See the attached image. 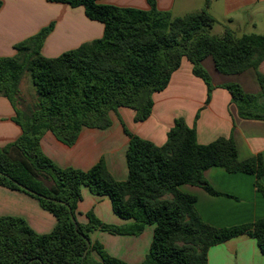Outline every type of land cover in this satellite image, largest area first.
Listing matches in <instances>:
<instances>
[{
    "label": "trees",
    "instance_id": "obj_1",
    "mask_svg": "<svg viewBox=\"0 0 264 264\" xmlns=\"http://www.w3.org/2000/svg\"><path fill=\"white\" fill-rule=\"evenodd\" d=\"M51 1L82 7L89 20L103 24L104 32L97 40L51 58L41 53L50 27L15 45V56L0 57V96L14 106V121L22 130L15 142L0 147V186L37 199L57 220L51 233L41 235L21 218L0 217V264H126L93 243L90 234L138 236L147 225L155 226L154 236L141 264H208L211 247L241 235L255 239L264 255V218L241 226H212L195 209L196 197L179 189L188 184L220 195L205 179L208 169L220 167L230 174L254 175L264 197L262 155L240 160L233 137L202 145L195 128L180 118L165 144L157 146L125 128L130 142L124 182L113 178L103 159L88 171L63 169L40 148L47 131L73 146L82 128L107 129L110 112L121 107L135 111V122L145 121L153 109V95L167 88L183 58L208 85L209 95L211 79L202 66L206 58L211 57L223 75L255 70L259 93H247L236 83L225 87L241 118L264 121V74L259 71L264 34L237 37L230 29L220 37L209 34L217 20L208 12V0L200 12L176 18L159 10L156 0H148V10L101 0ZM24 72L37 94L30 113L17 107ZM83 187L109 197L114 213L128 222L106 224L90 211L87 223H79L76 210Z\"/></svg>",
    "mask_w": 264,
    "mask_h": 264
},
{
    "label": "crops",
    "instance_id": "obj_2",
    "mask_svg": "<svg viewBox=\"0 0 264 264\" xmlns=\"http://www.w3.org/2000/svg\"><path fill=\"white\" fill-rule=\"evenodd\" d=\"M208 12L217 20L221 36L230 29L237 37L245 34H262L264 29V0H208ZM207 0H156L157 8L171 14L187 15L200 12ZM0 57L16 54L15 45L50 28L41 51L44 56L58 57L84 43L102 37L104 26L89 20L82 7L72 8L51 0H0ZM101 4L120 8L148 10V0H101ZM217 36V35H214ZM220 37V36H217ZM209 74L212 90L209 95L205 81L194 75L193 64L183 58L180 67L172 74L165 90L153 95V109L143 122H135V111L118 108L109 114L111 125L107 129L82 128L76 143L68 146L51 131L40 140L43 154L60 168L88 171L101 159L116 181L128 179L126 153L132 134L162 146L177 119L194 127L197 140L207 145L220 137H233L239 159L262 155L264 160V121L241 118L231 93L225 87L239 84L247 93L261 91L255 70L240 75H223L211 57L202 62ZM259 71L264 74V62ZM22 80L19 90L21 95ZM34 92V91H33ZM16 110L12 103L0 96V147L15 142L22 134L14 121ZM205 179L220 194L211 195L200 186L181 185L179 189L196 197L195 209L208 224L234 227L264 218V197L255 187L254 175L230 174L213 167L205 172ZM260 182L264 186V176ZM77 220L87 223L90 211L103 223L121 226L128 221L117 216L107 196L93 195L82 188V200L77 205ZM0 217L23 219L38 234L51 233L56 218L44 210L31 196L0 186ZM154 225H147L138 236L114 235L105 231L90 234L93 243L103 245L112 257L126 264H141L150 252ZM208 264H264V255L255 239L241 235L213 246L208 252Z\"/></svg>",
    "mask_w": 264,
    "mask_h": 264
},
{
    "label": "rangeland",
    "instance_id": "obj_3",
    "mask_svg": "<svg viewBox=\"0 0 264 264\" xmlns=\"http://www.w3.org/2000/svg\"><path fill=\"white\" fill-rule=\"evenodd\" d=\"M172 16H173V18H176V17H182L184 15H182V14H176V15L174 14L173 15L172 14ZM208 33L211 35H217V36H221V34H222V33H220L219 28H217V26L214 29L213 28L209 29ZM260 33L264 34V29H262L260 31ZM41 53H42V51H41ZM11 57H13V56H11ZM47 57H49V56H47ZM21 80H22L21 95H18L17 107L22 112L30 113V111L33 110L34 104H35L36 99H37L36 88L33 85V82L31 80L28 72H24ZM19 94H20V90H19ZM33 199H35V198H33ZM35 200L39 203V201L37 199H35Z\"/></svg>",
    "mask_w": 264,
    "mask_h": 264
},
{
    "label": "water",
    "instance_id": "obj_4",
    "mask_svg": "<svg viewBox=\"0 0 264 264\" xmlns=\"http://www.w3.org/2000/svg\"><path fill=\"white\" fill-rule=\"evenodd\" d=\"M42 198H46V197H42ZM47 199H49V198H47ZM54 201H55V200H54ZM55 202H57V201H55ZM73 221H75L74 218H73ZM87 243L90 244L89 241H87ZM86 253H87V251L85 252V254H86Z\"/></svg>",
    "mask_w": 264,
    "mask_h": 264
}]
</instances>
